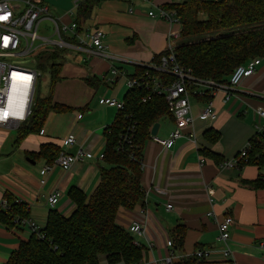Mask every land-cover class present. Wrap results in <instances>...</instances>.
<instances>
[{
    "label": "crops",
    "instance_id": "obj_1",
    "mask_svg": "<svg viewBox=\"0 0 264 264\" xmlns=\"http://www.w3.org/2000/svg\"><path fill=\"white\" fill-rule=\"evenodd\" d=\"M42 3L60 23L69 25L78 20L73 0ZM170 3L152 0L155 8ZM150 8L141 0H93L89 16L79 25L104 33L102 52L88 55L81 48L71 47L67 60L56 61L61 63L58 81L49 88L48 79L44 96L50 98L51 110L41 125L43 135L35 132L17 140L19 127L0 126V201L25 205L29 214L22 219H29L40 231L50 211L71 214L75 207L69 197L71 190L89 198L99 183L100 170L105 167L100 159L105 152V130L118 115L117 109L104 101L124 102L128 81L140 77L142 70L167 53L169 32L180 35L181 25L149 17ZM45 21L51 22L42 18L38 28ZM259 60L255 73L235 88L219 84L210 97L213 119L201 117L203 99L190 100L193 122L185 134L191 138H180L169 149L154 143L151 135L142 144L143 200L133 210L119 209L116 215L118 225L126 231L138 220L144 225L143 236L129 233L142 248L136 264H156L169 255L178 264L196 250L217 252L223 246L217 241L216 223L223 218L232 220L228 247L235 263L264 264V187L250 184L263 181L264 170L254 165L220 167L250 144L258 135L256 126L263 123L257 111L264 110V57ZM154 78L162 81L158 75ZM156 124L158 139H167L174 130V120L167 114ZM69 135L75 143L63 146ZM43 146L69 155L81 149L86 156L63 171L53 164L55 160L48 164L50 157L40 154ZM47 165L51 168L46 172ZM54 193L59 194L58 202L50 208L47 198ZM167 205H171L170 210H166ZM12 224L0 220V264H5L32 235L27 225L15 226L14 220ZM177 227L183 236L179 247L171 239ZM219 260L214 253L205 264H218Z\"/></svg>",
    "mask_w": 264,
    "mask_h": 264
},
{
    "label": "trees",
    "instance_id": "obj_2",
    "mask_svg": "<svg viewBox=\"0 0 264 264\" xmlns=\"http://www.w3.org/2000/svg\"><path fill=\"white\" fill-rule=\"evenodd\" d=\"M92 5L93 0H85L78 7V25L89 16ZM163 8L175 10L182 26L180 39L187 41L174 47L175 62L190 70L196 80L227 84L235 67L250 59L264 57V0H184ZM59 53V50H51L39 55L36 65L39 72L48 73L49 88L58 81L61 63L56 61ZM159 62L158 58L156 64ZM148 71L152 76L158 75L164 84L173 80L172 76ZM147 96L149 99L142 102ZM123 103V110L118 111L113 125L105 130V167L100 170L99 183L91 196L87 198L81 192L71 190L69 197L75 205L71 214L62 216L50 211L46 225L40 231L46 240H39L32 234L5 264L139 262L142 248L134 243L128 231L118 225L116 215L119 209L133 210L143 200L144 191L140 183L142 144L149 138L150 129L159 118L169 114L163 96L152 95L143 88L129 90ZM50 110L49 97H35L29 119L17 129V140L39 133ZM134 122L136 130L132 148L126 146L118 151L120 136ZM40 154L50 157L48 164L59 155L57 149L50 146H43ZM245 165L264 170L263 136L257 135L250 140ZM250 184L264 187V179ZM5 201L8 209H0V220L6 225L12 226L13 220L28 216L22 203ZM180 231L181 228L177 227L171 235L175 247H179L183 240ZM178 264L199 263L192 257H186Z\"/></svg>",
    "mask_w": 264,
    "mask_h": 264
},
{
    "label": "built area",
    "instance_id": "obj_3",
    "mask_svg": "<svg viewBox=\"0 0 264 264\" xmlns=\"http://www.w3.org/2000/svg\"><path fill=\"white\" fill-rule=\"evenodd\" d=\"M85 0H73L74 8H78ZM151 6V11L148 16L151 18H159L167 21L170 25H181L175 10L164 9L162 7L155 8L152 0H141ZM184 0H171L170 5H177ZM203 2H217L219 0H200ZM154 9V10H153ZM48 10L42 3V0H0V126H8L18 128L24 124L31 115V108L34 102L35 89L38 85L41 72L33 66L20 65L17 59L29 55L33 51L34 44L38 40L45 43H50L54 46L52 50L59 52L67 51L71 47L81 48L88 55L100 54L103 49L102 41L104 33L98 29L80 27L77 23L69 25L60 23L56 20H50L54 25L55 41H50L46 38H41L37 34L38 24L40 19L47 18ZM65 35H69L68 39H64ZM169 46L167 53L160 58V62L155 65H149L147 71L143 72L140 77L133 78L128 81L127 87L132 89H144L152 95L163 96L168 114L174 120V130L170 132L167 139L162 140L157 137H151L154 143L161 147L171 148L174 142L180 138H191L192 135H186L185 132L192 125L193 118L190 108V100L199 98L204 100V108L201 111L203 119H213L214 109L212 99L210 98L213 92L219 87V84L212 82L199 81L193 78L190 70L179 66L175 62L174 47L171 46L172 41L178 40L179 33L176 31L169 32ZM259 58L250 59L243 65L234 68L226 87L235 88L243 79L251 77L256 68L259 66ZM151 70L166 76H172L173 80L168 84L154 78L150 75ZM113 73V72H112ZM200 87V88H199ZM13 90V100L11 106L7 104L11 89ZM11 95V96H12ZM149 97H145L142 102H145ZM104 103L109 107H114L117 111H122L123 102L112 99L105 100ZM10 106V107H9ZM257 116L263 120L262 124L256 126L258 135L264 137V110H258ZM136 130V123L128 125L126 131L120 136L118 151L129 146L132 148V138ZM43 135V130L39 132ZM75 143V138L72 135L67 136L63 141V146H71ZM250 149V144L245 146L231 160L224 161L220 164L221 168L231 169L241 167L247 163V153ZM86 154L78 149L74 155L60 153L54 163L61 170L67 171L77 162H81ZM103 159V155H100ZM142 167V165H141ZM51 165L44 167V171H49ZM43 184V181H41ZM59 194L54 193L47 198V204L53 208L58 202ZM0 209L7 210L8 204L5 200L0 201ZM171 205L166 206V210H170ZM25 213L29 214V209L26 207ZM210 217L211 214L206 215ZM14 224L27 225L36 238L46 240L45 235L40 232L37 225L29 219H15ZM218 237L217 241L222 244L220 250L203 249L196 250L191 257L197 263L205 264L206 261L214 253H218L220 260L218 264H236L232 256V252L228 247L229 229L232 225V220L223 218L217 223ZM128 232L143 236L145 233L144 225L141 220L133 222L128 227ZM135 243V242H134ZM136 244V243H135ZM137 245V244H136ZM166 245L171 246V242L167 241ZM139 246V245H137ZM169 255L166 259H161L156 264H174L172 256ZM123 264V263H120Z\"/></svg>",
    "mask_w": 264,
    "mask_h": 264
},
{
    "label": "rangeland",
    "instance_id": "obj_4",
    "mask_svg": "<svg viewBox=\"0 0 264 264\" xmlns=\"http://www.w3.org/2000/svg\"><path fill=\"white\" fill-rule=\"evenodd\" d=\"M47 18L49 20H54L51 16L50 13H47ZM159 19V18H158ZM37 34L39 37H43L46 38L50 41H55L56 40V36L54 35V25H51V22H42L41 25L38 28ZM187 42L186 40H175L172 41L171 46L175 47L176 45H180ZM54 48V46L50 43H45L42 40H38L36 41V43L34 44L33 47V51L29 54L26 55L24 57H21L19 59H17V62L20 65H24V66H33L34 68L37 69L36 65L38 64V59H39V55L47 52V51H51ZM68 58V53L67 51H63L59 53V57L58 60L63 62L65 60H67ZM38 70V69H37ZM48 73L43 72L41 73V77L39 78L38 81V85L36 86L35 89V97H44L47 95V84H48Z\"/></svg>",
    "mask_w": 264,
    "mask_h": 264
},
{
    "label": "water",
    "instance_id": "obj_5",
    "mask_svg": "<svg viewBox=\"0 0 264 264\" xmlns=\"http://www.w3.org/2000/svg\"><path fill=\"white\" fill-rule=\"evenodd\" d=\"M157 129H158V124L153 125V127L151 128V131H150V135L155 136Z\"/></svg>",
    "mask_w": 264,
    "mask_h": 264
},
{
    "label": "bare ground",
    "instance_id": "obj_6",
    "mask_svg": "<svg viewBox=\"0 0 264 264\" xmlns=\"http://www.w3.org/2000/svg\"><path fill=\"white\" fill-rule=\"evenodd\" d=\"M13 90H14V88H12V89H11V92H10V97H9V100H8V102H7V104H8V105H10V106H11V103H12V100H13V95H14V94L12 95V93H13ZM11 95H12V96H11ZM10 106H9V107H10Z\"/></svg>",
    "mask_w": 264,
    "mask_h": 264
}]
</instances>
